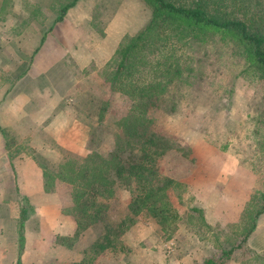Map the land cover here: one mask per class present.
<instances>
[{
	"label": "rangeland",
	"instance_id": "374dc122",
	"mask_svg": "<svg viewBox=\"0 0 264 264\" xmlns=\"http://www.w3.org/2000/svg\"><path fill=\"white\" fill-rule=\"evenodd\" d=\"M72 1L0 0V106L9 108L0 119L21 121L16 109L27 97V115L54 98L55 113H65L66 121L53 128L60 137L45 127L51 118L35 126L25 115L30 128H0V264H204L236 245L223 264H264L256 257L263 252L240 243L245 214L264 192V69L233 38L217 34H204L202 41L188 36L189 44L201 45L183 51L205 57L192 60V79L177 86L173 113L154 115L151 128L173 140L174 149L152 157L153 166L180 185L156 206L163 213H133L136 182L115 185L105 200L104 225L75 235L73 218L62 212L69 192L57 181L45 191L43 174L69 157L97 152L105 158L115 136L124 137L119 123L129 101L110 90L111 61L125 37L145 27L152 7L147 0H78L55 22ZM235 15L245 18L242 9ZM43 44H62L68 53L42 58ZM36 60L38 70L31 73ZM29 161L42 172L41 193L29 186ZM45 204L59 205L62 215L52 221L50 236L35 215L36 205ZM21 210L26 217L19 250ZM120 225L118 241L98 248L105 228Z\"/></svg>",
	"mask_w": 264,
	"mask_h": 264
},
{
	"label": "trees",
	"instance_id": "16d2710c",
	"mask_svg": "<svg viewBox=\"0 0 264 264\" xmlns=\"http://www.w3.org/2000/svg\"><path fill=\"white\" fill-rule=\"evenodd\" d=\"M77 1L66 4L55 22L62 21L66 11ZM147 3L152 7L150 20L135 36L125 37L111 61L110 90L129 101L126 117L119 123L125 131L124 137L115 136L114 148L105 158L97 152L84 158L69 157L54 172L43 174L45 191L49 192L53 182L57 181L69 192L70 202L62 207V212L73 218L75 235L93 225H104L108 212L105 200L113 197L115 185L129 188L136 182L139 194L130 205L135 214L142 208L162 214L163 211L156 206L180 186L160 177L153 166L151 158L162 157L165 151L174 149V141L159 132L157 126L151 128V125L155 122V114L173 113L177 86L184 79H192V60L205 57L197 52L190 55L183 51L192 45H201L189 44L188 36L191 40L200 38V41L207 33L233 38L254 65L264 69V0H147ZM241 9L244 19L235 15ZM171 36L180 44H170ZM103 104L106 105L107 101ZM257 202L245 214L248 220L243 223L240 243H246L256 221L264 213V192L258 196ZM25 215L26 211L21 210L19 250L23 244ZM122 228L120 225L114 231L115 228L106 227L98 248L103 250L106 249L104 243L112 245L117 242ZM239 247L217 251L204 264H223ZM256 257L264 260V251ZM16 264H21L20 259Z\"/></svg>",
	"mask_w": 264,
	"mask_h": 264
},
{
	"label": "crops",
	"instance_id": "0c3cea01",
	"mask_svg": "<svg viewBox=\"0 0 264 264\" xmlns=\"http://www.w3.org/2000/svg\"><path fill=\"white\" fill-rule=\"evenodd\" d=\"M50 45L52 47H50ZM66 49L68 50V48H65L62 44H43L40 53H41V56L43 55L42 58H47L51 60L54 55H57V52L61 54L62 57H65L66 54L68 53ZM37 63H38V60L33 62V66H32L33 70L31 73L34 72V69L38 70ZM42 74H44V71L40 72L37 75H42ZM28 104H29L28 99L27 97H25L23 98V102L21 103V106L16 109V113L21 119V121L19 120L18 122H14V121H11L10 118L6 120L5 118L2 117L0 119V128L1 129L15 128V127L21 128V129L30 128L31 126H28L26 121L24 120L25 115L29 117L30 121H33V123H35L34 124L35 126H37L38 123L39 125H42L49 118H51L49 124L47 125L48 127L45 125L46 129L48 130H52L53 128H55L56 125L60 124L61 122H65V124L63 125L66 126V121H61V117L63 115L65 116V113H62V111H60L59 113H55L57 102H55L54 98H51L50 100L46 101L38 110L34 111L33 113H30L29 115L26 114V110H25ZM4 109H9V108L7 107L5 108V106H0V113H4L3 112ZM12 111H15V110L12 109ZM53 113L55 114L54 116H52ZM54 130L55 129L52 130V134L55 133ZM25 168L27 170L31 169V171L33 172V179L31 180L32 183L29 184V186L32 185L36 193L38 192L41 193L42 191V185H41L42 172L41 170L32 161H29L26 164ZM29 186L27 185L26 189H30ZM35 211H36L35 215L36 216L39 215L40 219L43 220V232L42 233L47 236H50L54 230L51 227L52 221L53 220L56 221L62 216L60 212V206L54 205V204L53 205L45 204V205H40V206L36 205ZM246 246L249 249L254 250L256 252L264 251V213L256 221V227L252 231L250 236L248 237L246 241Z\"/></svg>",
	"mask_w": 264,
	"mask_h": 264
}]
</instances>
